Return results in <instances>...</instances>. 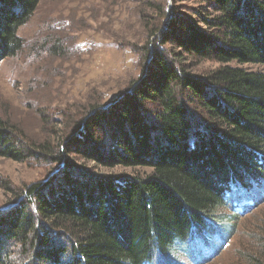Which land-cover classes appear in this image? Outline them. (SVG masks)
I'll return each mask as SVG.
<instances>
[{"label":"trees","instance_id":"1","mask_svg":"<svg viewBox=\"0 0 264 264\" xmlns=\"http://www.w3.org/2000/svg\"><path fill=\"white\" fill-rule=\"evenodd\" d=\"M168 1L157 3L139 76L112 107L93 104L69 134L32 148L0 120V158L40 157L62 170L0 213V264H179L171 256L179 250L203 264L233 232L215 219L219 211L237 219L262 203L264 0H202L208 8L179 20ZM39 3L0 0V61L20 52L18 32ZM202 62L219 67L197 75ZM71 149L105 168L151 173L95 174L69 159ZM200 249L206 257L195 259ZM246 260L264 264V237Z\"/></svg>","mask_w":264,"mask_h":264},{"label":"rangeland","instance_id":"2","mask_svg":"<svg viewBox=\"0 0 264 264\" xmlns=\"http://www.w3.org/2000/svg\"><path fill=\"white\" fill-rule=\"evenodd\" d=\"M158 2L40 0L32 19L18 32L20 52L0 61V120L13 126L25 147L32 148L69 134L72 123L93 104L102 102L112 107L141 72L140 47L151 40L152 34H147L160 20ZM200 8H208L207 2L188 0L174 5L169 0L167 4L168 14L173 12L178 20L193 16ZM166 48L181 52L174 45ZM230 66L263 69L236 63ZM218 67V63L202 62L192 70L201 75ZM107 138L104 135L102 141ZM71 150L75 154L69 159L95 174L143 178L151 173L147 168H105L95 160H83V151ZM28 158H0V213L13 208L15 196L23 195L27 186L56 183L62 174L46 159ZM232 213L228 207L215 216L221 225L233 227V232L217 255L203 264H247L248 254L257 251L259 239L264 237V199L242 217L236 215L234 219ZM228 217L233 219L224 221ZM180 251L171 256L179 264L183 260V264H192ZM205 257L202 249L194 253L195 259Z\"/></svg>","mask_w":264,"mask_h":264}]
</instances>
